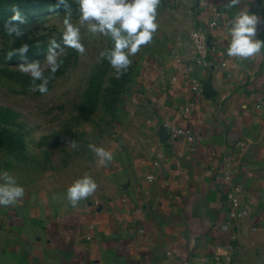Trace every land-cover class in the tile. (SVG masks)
<instances>
[{
	"label": "crops",
	"instance_id": "crops-1",
	"mask_svg": "<svg viewBox=\"0 0 264 264\" xmlns=\"http://www.w3.org/2000/svg\"><path fill=\"white\" fill-rule=\"evenodd\" d=\"M171 8L102 145L114 159L98 165L94 154L45 174H13L25 194L0 206V264H264V48L247 59L227 55L241 11L261 18L264 39V2ZM213 21L205 65L190 34ZM171 126L195 140L170 137ZM228 173L250 210L234 224ZM85 175L97 189L72 206L67 188Z\"/></svg>",
	"mask_w": 264,
	"mask_h": 264
},
{
	"label": "rangeland",
	"instance_id": "rangeland-1",
	"mask_svg": "<svg viewBox=\"0 0 264 264\" xmlns=\"http://www.w3.org/2000/svg\"><path fill=\"white\" fill-rule=\"evenodd\" d=\"M178 4L179 0H160L152 40L130 57L131 65L117 78L116 70L101 56L113 42L80 22L78 0H0V55L38 39L62 37L66 18L80 28L85 47L75 63L68 60L58 69L68 67L64 74L48 80L43 94L23 82L32 78L24 66L36 62L46 73L51 67L46 60L49 54L28 62L0 61V172L33 176L54 171L53 165L92 157L95 153L88 145L102 146L115 132L123 104L142 81L139 67L164 22L170 21L168 10ZM17 13L21 20L13 19ZM73 50L65 45L56 49L57 62ZM72 140L77 147L71 146Z\"/></svg>",
	"mask_w": 264,
	"mask_h": 264
},
{
	"label": "clouds",
	"instance_id": "clouds-1",
	"mask_svg": "<svg viewBox=\"0 0 264 264\" xmlns=\"http://www.w3.org/2000/svg\"><path fill=\"white\" fill-rule=\"evenodd\" d=\"M238 0H227L228 6L236 4ZM264 2V0H262ZM80 22H87L88 30L93 34L110 37L113 47L101 53L110 65L116 70L117 78L127 71L131 65L130 57L139 52L142 45L148 44L158 28L156 23L157 9L160 0H78ZM14 20H21L19 13ZM261 18L254 13L241 11L235 15L228 32L230 41L227 47L229 57L247 59L259 53L264 48V39L257 36L258 25ZM65 30L62 35L63 44L83 54L84 44L81 42L80 28L70 22V18L64 21ZM14 30V29H13ZM60 45L52 40L50 42L49 55L46 57L51 71L59 68L56 49ZM28 46L23 45L8 53L10 59L19 53L25 55ZM24 71L32 77L33 90L47 93L48 79L43 76L38 63L33 62L24 66ZM40 83H35L36 81ZM73 148L77 147L74 140L70 141ZM88 148L97 157L98 165L107 166L114 159L113 153L105 147L89 144ZM0 206H8L17 203L25 194L24 187L16 183L15 178L7 171L0 172ZM97 189L95 179L85 175L76 179L66 191V199L72 206H76L81 200L88 198Z\"/></svg>",
	"mask_w": 264,
	"mask_h": 264
},
{
	"label": "built area",
	"instance_id": "built-area-1",
	"mask_svg": "<svg viewBox=\"0 0 264 264\" xmlns=\"http://www.w3.org/2000/svg\"><path fill=\"white\" fill-rule=\"evenodd\" d=\"M216 25L217 22L213 21L206 27L193 30L190 34L193 51L197 56L205 59L202 61L205 65H207L206 58L209 52L214 48V43L210 37V30L216 27ZM194 88L197 91L201 89V84L196 79L194 80ZM168 134L172 138L184 136L190 141L195 140V136L191 131L182 128L173 126L168 127ZM225 179L228 182V186L225 190V198L230 205L228 221L234 224L246 219L250 214V210L247 200H243L244 198L242 197L244 193L243 186L234 179L231 173H228Z\"/></svg>",
	"mask_w": 264,
	"mask_h": 264
},
{
	"label": "trees",
	"instance_id": "trees-1",
	"mask_svg": "<svg viewBox=\"0 0 264 264\" xmlns=\"http://www.w3.org/2000/svg\"><path fill=\"white\" fill-rule=\"evenodd\" d=\"M52 40H55L60 47H62L63 41H62V37H58V38H53L50 41H42V40H36L35 43L27 45L28 46V51L25 55H20L19 53H17L16 55H13L10 59L8 58V53L10 52H4L2 55H0V61L1 60H5L8 61L9 63H19V62H28V61H32L33 59H37L41 56H45L47 54H49V48H50V42ZM20 47H22V45H18L15 49H19ZM59 47V48H60ZM58 49V48H57ZM78 58V52L74 49L73 50V54H71L69 57H67L66 59L61 58L58 61L59 64V68L68 60L70 61L71 59L74 60V63L76 62ZM58 68V69H59ZM58 69L55 72L51 71V67L48 69V71L46 73H43V76L45 78H47L49 81L52 80V78L62 75L64 74L68 67L62 69L61 71H58ZM25 84H29L32 85V78H24L23 81ZM35 83H40V81H36Z\"/></svg>",
	"mask_w": 264,
	"mask_h": 264
},
{
	"label": "water",
	"instance_id": "water-1",
	"mask_svg": "<svg viewBox=\"0 0 264 264\" xmlns=\"http://www.w3.org/2000/svg\"><path fill=\"white\" fill-rule=\"evenodd\" d=\"M204 93L207 94L206 91Z\"/></svg>",
	"mask_w": 264,
	"mask_h": 264
}]
</instances>
